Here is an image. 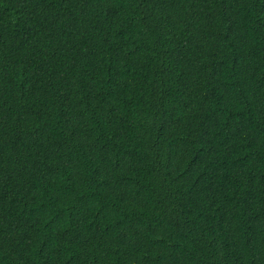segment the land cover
Listing matches in <instances>:
<instances>
[{
    "label": "trees",
    "instance_id": "trees-1",
    "mask_svg": "<svg viewBox=\"0 0 264 264\" xmlns=\"http://www.w3.org/2000/svg\"><path fill=\"white\" fill-rule=\"evenodd\" d=\"M0 264H264V0H0Z\"/></svg>",
    "mask_w": 264,
    "mask_h": 264
}]
</instances>
